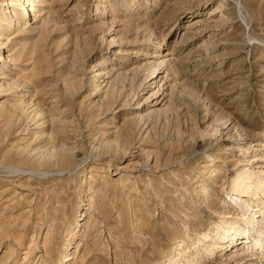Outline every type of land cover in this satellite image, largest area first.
<instances>
[{
    "label": "rangeland",
    "instance_id": "1",
    "mask_svg": "<svg viewBox=\"0 0 264 264\" xmlns=\"http://www.w3.org/2000/svg\"><path fill=\"white\" fill-rule=\"evenodd\" d=\"M1 1L0 264H264V0Z\"/></svg>",
    "mask_w": 264,
    "mask_h": 264
},
{
    "label": "bare ground",
    "instance_id": "2",
    "mask_svg": "<svg viewBox=\"0 0 264 264\" xmlns=\"http://www.w3.org/2000/svg\"><path fill=\"white\" fill-rule=\"evenodd\" d=\"M20 1V0H19ZM4 4H7V2L5 3V0H2L1 1V6H3ZM33 4V0H23V3H22V5H20V7H19V13L21 14V15H23V17H24V15H26V14H29V16L31 15L30 14V11L32 10V8H30V6ZM18 16H19V14H18ZM12 17H13V15H11V20H12ZM23 17H22V19H23ZM18 18V17H17ZM21 18V17H20ZM25 18V17H24ZM21 19V20H22ZM11 22H13V20L11 21ZM5 66V65H4ZM7 68V67H6ZM0 73H2V74H4L3 72H0ZM100 74V73H99ZM53 155V154H52ZM248 175V174H247ZM246 175V176H247ZM240 178H242L243 179V177H245L244 176V173L241 175V176H239ZM246 178V177H245ZM240 181V180H239ZM237 184H239L238 182H237ZM236 186V185H235ZM247 188H248V186H247ZM235 190H237V193L236 194H241V195H244L243 194V192H245L246 191V188H243V189H236V187L234 188ZM233 194H234V192H232ZM258 216H253L252 218H249L248 219V223H253L254 225H256L258 222H260L259 221V217L260 216H264V210H262V209H259L258 210ZM261 226V225H260ZM237 233H238V229H235V230H233L232 232H231V238H234V236H236L237 235ZM236 238V237H235ZM234 240V239H233ZM246 242H249L248 240L246 241Z\"/></svg>",
    "mask_w": 264,
    "mask_h": 264
}]
</instances>
